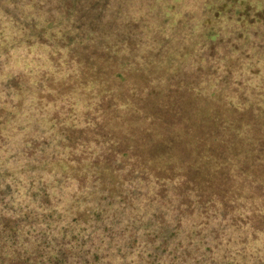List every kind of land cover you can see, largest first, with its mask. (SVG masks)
<instances>
[{"label": "trees", "instance_id": "16d2710c", "mask_svg": "<svg viewBox=\"0 0 264 264\" xmlns=\"http://www.w3.org/2000/svg\"><path fill=\"white\" fill-rule=\"evenodd\" d=\"M0 2V19L23 41L50 48L48 66L35 67L47 90L16 128V184L4 183L12 114L0 108V239L29 230L40 241L18 264H231L244 232L259 239L264 54L251 39L233 46L219 24L229 18L250 35L261 10L236 8L242 0H198L206 7L183 16L172 14L182 0ZM193 21L203 31L186 43ZM25 61L13 89L25 82ZM17 197L24 208L9 201Z\"/></svg>", "mask_w": 264, "mask_h": 264}, {"label": "clouds", "instance_id": "9594fccd", "mask_svg": "<svg viewBox=\"0 0 264 264\" xmlns=\"http://www.w3.org/2000/svg\"><path fill=\"white\" fill-rule=\"evenodd\" d=\"M247 4H251V7L256 10H264V0H242L235 7L242 10ZM204 7L206 5L196 3L195 0H187V2H183L182 0V2L176 4V10L172 14L183 16L185 13H189L195 15ZM144 10L148 11L149 7L145 6ZM202 31L203 29L199 26V21H193V28L186 43L199 41ZM26 51L22 34L15 29L8 31L6 28L3 38L0 39V64L3 65L4 69L3 75L0 76V108H3L6 113H11L14 118L9 117L4 128V135L8 141L5 148L4 169L13 173L10 178L4 181L5 184H16L19 179H24L19 171L23 164L15 163L18 150L22 146L19 136L16 135V128L30 122L29 114L36 111L35 99L37 93L47 90L46 86L43 89L37 88V83L42 84L43 81L40 78L38 70L28 71V68L31 66L28 61H25V67L22 69L27 75L21 88L17 90L8 85L9 79L17 75L18 71L21 70L18 61L23 59L22 53ZM189 64L191 65V70H195L197 58L195 56L189 58ZM231 87L237 88L240 86L233 83ZM240 91H244V88L241 87ZM223 94L225 99H229L232 95L231 88L226 89ZM38 119L37 116L31 117L32 122H36ZM9 156H12L13 159L9 160ZM9 201L15 209L24 208V204L27 203L23 197H17L15 201H11V198H9ZM4 214L14 216L22 215V212L5 211ZM28 231L21 230V234L16 238H12L7 233L4 234L3 238L0 239V264H18L20 260L35 256L40 241L34 236H29ZM243 235L247 239L243 243H235V246L228 254V260L231 261V264H264V233L257 234L258 240L251 239V234L248 232H244ZM25 237H27V241ZM54 247L53 245L52 247L42 249L46 255L40 257V260L54 255ZM36 264H40V261L37 260Z\"/></svg>", "mask_w": 264, "mask_h": 264}, {"label": "rangeland", "instance_id": "374dc122", "mask_svg": "<svg viewBox=\"0 0 264 264\" xmlns=\"http://www.w3.org/2000/svg\"><path fill=\"white\" fill-rule=\"evenodd\" d=\"M184 2H187V0H185ZM195 2H198V0H195ZM3 3L0 2V8L2 7ZM11 9H13V6L11 7ZM250 13L253 9V7H249ZM249 9H246L244 12L248 11ZM254 11H256V9H253ZM260 14V18L262 19V24L258 25V31L256 32L254 30L253 27H250L251 30V34L248 35L249 33H245L244 29H246L245 26H236V24L234 22H232L229 18H223L220 21V31L221 33L226 37L227 40H231L230 43L233 44V46L237 45H242V46H247V48H249L250 45H247V40L251 39L252 42H257V46L258 49L254 50V51H259L261 54H264V10L259 11ZM250 18L249 21L251 20H255L254 17L252 16V14H250ZM0 20H3L5 23L3 24V28H7L8 31H12L13 29H15L16 31L20 32V27L15 26V28H13V24L10 23L8 21V19L6 18H1ZM229 25H231V27H229ZM3 30H0V39L3 38L4 36ZM24 45L25 48L27 49V51L25 53H22L23 59L19 60L18 63L21 66V63L24 62L25 60L28 61L30 63V65H33V69L37 70L35 67H44L45 65H47V60L49 57V49L50 48H38L35 46H29L25 41H24ZM249 52V56H251L253 53L252 49L248 50ZM248 55V54H246ZM48 66V65H47ZM21 69V68H20ZM3 65L0 64V76L3 75Z\"/></svg>", "mask_w": 264, "mask_h": 264}]
</instances>
